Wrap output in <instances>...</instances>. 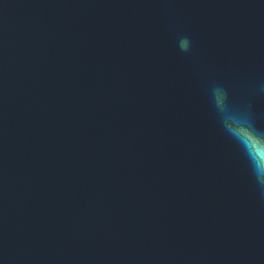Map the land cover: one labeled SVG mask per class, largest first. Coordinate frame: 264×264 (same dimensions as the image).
<instances>
[{"label": "water", "instance_id": "obj_1", "mask_svg": "<svg viewBox=\"0 0 264 264\" xmlns=\"http://www.w3.org/2000/svg\"><path fill=\"white\" fill-rule=\"evenodd\" d=\"M217 92L264 132V0H0V264H264Z\"/></svg>", "mask_w": 264, "mask_h": 264}, {"label": "clouds", "instance_id": "obj_2", "mask_svg": "<svg viewBox=\"0 0 264 264\" xmlns=\"http://www.w3.org/2000/svg\"><path fill=\"white\" fill-rule=\"evenodd\" d=\"M213 102L220 113L224 131L240 144L254 167L258 182L264 185V132L255 128L250 120L237 110L233 114L223 93L217 92L213 96ZM241 129L248 133L247 137L239 134L238 130Z\"/></svg>", "mask_w": 264, "mask_h": 264}, {"label": "snow or ice", "instance_id": "obj_3", "mask_svg": "<svg viewBox=\"0 0 264 264\" xmlns=\"http://www.w3.org/2000/svg\"><path fill=\"white\" fill-rule=\"evenodd\" d=\"M242 136H245V137H247V136H248V133H247V132H245V131H243V134H242Z\"/></svg>", "mask_w": 264, "mask_h": 264}]
</instances>
